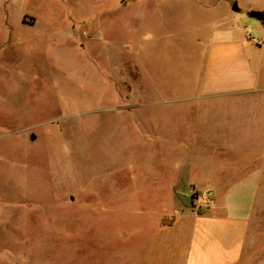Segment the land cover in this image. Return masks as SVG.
Segmentation results:
<instances>
[{"label":"rangeland","instance_id":"1","mask_svg":"<svg viewBox=\"0 0 264 264\" xmlns=\"http://www.w3.org/2000/svg\"><path fill=\"white\" fill-rule=\"evenodd\" d=\"M139 1L121 0V11ZM95 2L111 5L0 0V264H161L171 256L157 249V218L172 208L158 177L171 176L175 154L162 149L167 161L157 163V108L175 104L157 98V68L131 60L111 76L80 57L83 18H100ZM225 107L206 106L214 121Z\"/></svg>","mask_w":264,"mask_h":264},{"label":"crops","instance_id":"2","mask_svg":"<svg viewBox=\"0 0 264 264\" xmlns=\"http://www.w3.org/2000/svg\"><path fill=\"white\" fill-rule=\"evenodd\" d=\"M105 1L100 18H83L75 50L111 76L131 60L157 68V98L175 104L157 108V163L175 154L171 176L158 177L172 200L157 218V249L171 253L161 264H264V0H140L134 12ZM216 101L226 107L214 121L206 106ZM191 189L210 196L200 212L176 196Z\"/></svg>","mask_w":264,"mask_h":264},{"label":"water","instance_id":"3","mask_svg":"<svg viewBox=\"0 0 264 264\" xmlns=\"http://www.w3.org/2000/svg\"><path fill=\"white\" fill-rule=\"evenodd\" d=\"M233 9H237L236 4L234 3L232 5ZM248 16L255 18L257 20H263V14L260 11L257 10H250L248 11ZM31 139H33V135H31ZM177 198L179 201L182 203L183 206L192 208L193 207V200L190 195L186 194H181V193H176Z\"/></svg>","mask_w":264,"mask_h":264},{"label":"built area","instance_id":"4","mask_svg":"<svg viewBox=\"0 0 264 264\" xmlns=\"http://www.w3.org/2000/svg\"><path fill=\"white\" fill-rule=\"evenodd\" d=\"M82 34H86V31L83 30L82 31ZM252 41L254 43H258V40L255 39V38H252ZM190 192H191L190 196H191V198L193 200V203H197L198 202V204L202 208L203 207H207L209 205V203H210V196H209L208 192H199V191H197L195 189H191Z\"/></svg>","mask_w":264,"mask_h":264},{"label":"trees","instance_id":"5","mask_svg":"<svg viewBox=\"0 0 264 264\" xmlns=\"http://www.w3.org/2000/svg\"><path fill=\"white\" fill-rule=\"evenodd\" d=\"M200 212V211H199Z\"/></svg>","mask_w":264,"mask_h":264}]
</instances>
